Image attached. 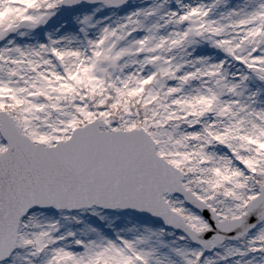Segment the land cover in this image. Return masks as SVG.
Returning <instances> with one entry per match:
<instances>
[{"label": "snow or ice", "instance_id": "1", "mask_svg": "<svg viewBox=\"0 0 264 264\" xmlns=\"http://www.w3.org/2000/svg\"><path fill=\"white\" fill-rule=\"evenodd\" d=\"M0 264H264V0H0Z\"/></svg>", "mask_w": 264, "mask_h": 264}]
</instances>
